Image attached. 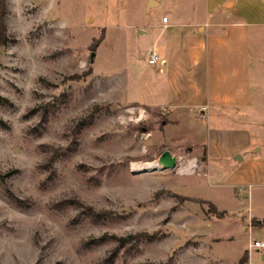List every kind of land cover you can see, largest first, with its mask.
I'll return each mask as SVG.
<instances>
[{"label":"rangeland","instance_id":"374dc122","mask_svg":"<svg viewBox=\"0 0 264 264\" xmlns=\"http://www.w3.org/2000/svg\"><path fill=\"white\" fill-rule=\"evenodd\" d=\"M142 6L6 0L0 264H264L251 245L264 241V185L238 178L264 159V36L263 63L252 50L254 112L227 121L248 139L230 132L231 155L204 161L206 121L171 125L164 110L124 102L148 64L149 37L133 28ZM164 150L174 168L133 170Z\"/></svg>","mask_w":264,"mask_h":264},{"label":"crops","instance_id":"0c3cea01","mask_svg":"<svg viewBox=\"0 0 264 264\" xmlns=\"http://www.w3.org/2000/svg\"><path fill=\"white\" fill-rule=\"evenodd\" d=\"M141 2L146 16L133 26L134 34L148 35V58L155 52L158 59L130 75L123 93L132 97L124 102L164 110L171 125L194 114L196 121H206L202 160L227 158L231 150L224 141L230 132L248 137L245 130L230 129L237 125L227 121L248 116L256 106L251 63L253 48L255 60L263 63L264 0ZM263 85L258 89L264 94ZM252 161V171L239 173L238 178L242 184L264 185V159L254 157Z\"/></svg>","mask_w":264,"mask_h":264},{"label":"trees","instance_id":"16d2710c","mask_svg":"<svg viewBox=\"0 0 264 264\" xmlns=\"http://www.w3.org/2000/svg\"><path fill=\"white\" fill-rule=\"evenodd\" d=\"M5 13H6V0H0V46L4 45L7 42V40H8L7 27H6V24H5ZM102 38H103V36L97 38L94 43L95 44L99 43L102 40ZM262 222L264 224V220H262ZM248 259H249L248 252L245 251L242 254L239 262L240 263L241 262L247 263Z\"/></svg>","mask_w":264,"mask_h":264},{"label":"water","instance_id":"95a60500","mask_svg":"<svg viewBox=\"0 0 264 264\" xmlns=\"http://www.w3.org/2000/svg\"><path fill=\"white\" fill-rule=\"evenodd\" d=\"M203 158V157H202ZM237 159H241V156H237ZM158 162L163 168H174L177 164V158L171 154L169 150H164L158 157Z\"/></svg>","mask_w":264,"mask_h":264},{"label":"built area","instance_id":"2783aa9c","mask_svg":"<svg viewBox=\"0 0 264 264\" xmlns=\"http://www.w3.org/2000/svg\"><path fill=\"white\" fill-rule=\"evenodd\" d=\"M162 20H163V21H166V20H167V17L164 16V17L162 18ZM157 59H158L157 54H156L155 52H152V53L150 54L149 58H148V62H149L150 64H153V63H155V62L157 61ZM204 109H205V107L202 108V110H204ZM201 116H202V117H205V114L202 113ZM251 245H252L253 247H255V248H258V249H264V241H262V240H254L253 243H252Z\"/></svg>","mask_w":264,"mask_h":264},{"label":"bare ground","instance_id":"6f19581e","mask_svg":"<svg viewBox=\"0 0 264 264\" xmlns=\"http://www.w3.org/2000/svg\"><path fill=\"white\" fill-rule=\"evenodd\" d=\"M160 167V163L158 162H147L145 164L141 165H133V170H143V169H148V168H157Z\"/></svg>","mask_w":264,"mask_h":264}]
</instances>
